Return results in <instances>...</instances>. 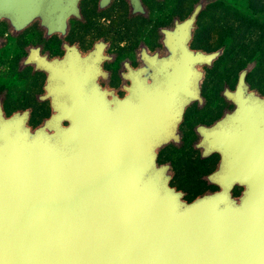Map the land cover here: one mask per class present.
I'll return each instance as SVG.
<instances>
[{
  "label": "water",
  "instance_id": "water-1",
  "mask_svg": "<svg viewBox=\"0 0 264 264\" xmlns=\"http://www.w3.org/2000/svg\"><path fill=\"white\" fill-rule=\"evenodd\" d=\"M80 1L0 0V20L21 29L41 17L67 31ZM209 2L163 28L151 80L137 76L123 97L71 78L55 86L65 98L40 126L30 109L0 113V264H264V140L248 134L264 130V97L247 82L254 63L229 94L262 100L237 101L218 125L241 129L236 140L225 134L218 145L214 130L203 132L206 153L223 156L220 190L189 201L159 162L181 143L187 107L203 102L204 66L223 53L191 46Z\"/></svg>",
  "mask_w": 264,
  "mask_h": 264
},
{
  "label": "flooded vegetation",
  "instance_id": "flooded-vegetation-1",
  "mask_svg": "<svg viewBox=\"0 0 264 264\" xmlns=\"http://www.w3.org/2000/svg\"><path fill=\"white\" fill-rule=\"evenodd\" d=\"M192 10L188 14L187 3L171 0H81L80 15L69 18L67 31H50L41 17L21 29L0 20V113L22 115L30 109L29 123L40 126L55 113L54 102L65 98L55 86L71 78L84 81L86 87L98 85L109 92V97H123L137 76L151 80L154 69L150 60L166 48L163 28L173 27L176 19L184 20ZM197 39L195 30L192 48L215 51L205 49L202 38ZM217 60L212 66H204L203 102L195 101L187 107L180 125L181 143L172 142L159 154L160 163L171 165L172 184L182 177L210 183L212 175L214 192L221 188L218 180L223 156L217 150L206 153L204 130H214L218 145L227 134L232 145L236 140L233 135L242 130L221 128L219 123L236 112L237 101L262 100L260 96H231L240 71L217 70ZM53 69L62 75L60 79ZM247 82L264 97V80H252L248 74ZM248 134H260L264 140L262 128L248 129ZM260 161L263 167L264 160ZM241 190L236 187L234 194L239 195Z\"/></svg>",
  "mask_w": 264,
  "mask_h": 264
},
{
  "label": "rangeland",
  "instance_id": "rangeland-1",
  "mask_svg": "<svg viewBox=\"0 0 264 264\" xmlns=\"http://www.w3.org/2000/svg\"><path fill=\"white\" fill-rule=\"evenodd\" d=\"M198 0H171L172 3H187V13L189 14L190 11L193 8V5L197 2ZM224 3H219L214 8H211L208 12H206L203 17L201 18V22L203 23L204 26H208L209 23L213 21H217L220 25L225 24V21L229 22L230 25L233 26V32H245L246 31V36H245V41H247V44L249 45L248 52L251 55H254L251 59H256L257 64L256 70L259 71L257 72L256 78L257 79H264V69L260 70L264 65H261V61H264V55L261 52V46L264 45V40L261 39L256 33L255 30L257 27L253 23L244 22L239 19V16L236 15L235 12L231 11L230 8H240V9H245L247 3H239V2H244V0H222ZM224 7H229V8H224ZM236 9V8H235ZM254 31V32H253ZM231 32H228L227 30H223L220 28L219 30H213L209 36H206L205 40L202 42V45L204 44V48L207 50H214L218 45L221 43H216L217 40L220 37L225 36L227 39L231 34ZM231 53L234 55H239L238 49H232ZM259 58H258V57ZM229 58V54L225 55L222 59H220L217 62V70H224V69H230L234 70L235 73L237 74L242 68H244V65L246 64L247 60H243L240 63L237 64H227V59ZM237 56H230L231 59H236ZM250 59V60H251ZM226 60V61H225ZM249 60V61H250ZM255 70V71H256ZM255 73V72H254ZM260 77V78H258ZM37 122V119L33 121V124L35 125ZM198 170L195 173V176L198 177ZM186 178L182 177L180 179H175L173 181V184L178 187L179 189L183 190L186 192V198L190 201L193 200L195 197L201 195L202 193L206 191L212 190V186L210 183L204 182V181H187L185 180Z\"/></svg>",
  "mask_w": 264,
  "mask_h": 264
},
{
  "label": "trees",
  "instance_id": "trees-1",
  "mask_svg": "<svg viewBox=\"0 0 264 264\" xmlns=\"http://www.w3.org/2000/svg\"><path fill=\"white\" fill-rule=\"evenodd\" d=\"M219 3H224V1H222V0H210L207 7L199 15V17H198V29H196L197 33H198V39L197 40L202 38L201 41L203 42L205 40L206 36H209L211 34V32H213V30L216 31V30H219L220 28H222L223 30H227L228 32H231V33H229L231 35L229 36L228 39L225 36H222V37H220L221 38L220 41L218 39L216 42V43H221L220 45H218L216 47V49L223 48V53L218 58L217 61H219L220 59L225 57V55L227 57V55L229 54V58L227 59V61L225 60L227 62V64L228 63L229 64H237L243 60L244 61L247 60L246 64L244 65V67H246L249 63H254L252 70L248 74L252 80L259 81L260 79H257L256 75H255L257 72H259L256 70L257 68H255L256 64L258 62L256 59H251L252 57H254V55L249 54V52H248L249 45L247 44V41L244 40L245 36H246V31L245 32H239V33L233 32V26L230 25V23L227 21H225V24L220 25L219 23H217V21H213L214 20L213 19L212 22L209 23V25L207 27L204 26L203 23L201 22V18L203 17V15L206 12H208L211 8H214L217 5H219ZM239 3H247L246 8L240 9V8L235 7L236 8L235 9V8L231 7L230 10L235 12L236 15L239 16V19H241L243 21V23L246 21L248 22V25H249V23H253L257 27V29L255 30V33L261 39L264 40V0H244V2H239ZM224 8H229V7H224ZM201 46L204 47V44ZM260 48H261L262 54L264 55V45L261 46ZM216 49H214V50H216ZM232 49H238L239 55L232 54L231 53ZM230 56H237V58L230 60ZM261 65H264V61H261ZM263 69H264V66L262 68H260V70H263ZM258 78H260V77H258ZM262 80H264V79H262Z\"/></svg>",
  "mask_w": 264,
  "mask_h": 264
}]
</instances>
